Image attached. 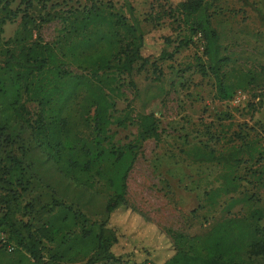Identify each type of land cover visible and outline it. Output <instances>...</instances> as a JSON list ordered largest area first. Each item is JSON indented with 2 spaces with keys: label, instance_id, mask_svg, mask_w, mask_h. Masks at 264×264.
Wrapping results in <instances>:
<instances>
[{
  "label": "trees",
  "instance_id": "16d2710c",
  "mask_svg": "<svg viewBox=\"0 0 264 264\" xmlns=\"http://www.w3.org/2000/svg\"><path fill=\"white\" fill-rule=\"evenodd\" d=\"M13 1L0 0V137L15 124L29 131L47 169L54 172L44 186L47 192H57L59 187L67 192L71 186L91 191L100 183L109 194L102 222L54 196L46 220L33 227L23 219L22 199L31 187L26 169L16 155H0V233L4 236L0 264H95L107 260L263 264L264 227L259 225L263 210L239 215L231 209L255 200V193L244 191L242 181L252 191L264 188V124L256 133L238 126L220 149L206 145L190 149L193 161L213 164L219 170L218 186L205 192L200 207L206 208V214L216 212L218 218L201 225L194 235L163 232L144 222L127 201L129 174L143 143L160 140L158 121L151 113L133 116L130 104L123 111L117 108L124 99L125 77L138 63H148L143 55V31L137 22L99 0L76 6H67L62 0L63 7L54 0H18L11 9ZM213 2L181 0L173 13L189 35L203 40L206 63L201 75L213 77L215 100L226 102L242 88L245 77L231 80L223 71L230 59L222 55L220 35L213 25ZM257 15L264 22V15L259 11ZM17 20L13 36L5 39L4 25ZM50 22H58L60 29L52 42H46L41 28ZM165 44L170 46L172 41L165 38ZM172 55L163 49L157 59H171ZM128 84L135 86L132 81ZM28 105H35V110ZM129 124L136 125V135L121 145L113 127ZM221 199L226 203L221 204ZM113 218L118 225L111 224ZM126 232L130 249L115 254L119 235ZM9 245L12 252L6 250Z\"/></svg>",
  "mask_w": 264,
  "mask_h": 264
},
{
  "label": "rangeland",
  "instance_id": "374dc122",
  "mask_svg": "<svg viewBox=\"0 0 264 264\" xmlns=\"http://www.w3.org/2000/svg\"><path fill=\"white\" fill-rule=\"evenodd\" d=\"M54 1L62 7L65 3L67 6L85 3V0ZM99 1L110 4L131 22H137L144 33L143 55L148 63L142 66L138 63L131 75L125 77L124 99L118 102L117 108L123 111L130 104L133 116L153 114L160 131L159 141L149 139L143 143L129 174L127 201L135 213L142 215L144 222L163 232L194 235L201 225L205 227L218 218L216 212L206 214V208L200 207L204 205L205 192L218 186L219 170L213 164L193 161L190 149L205 145L208 149H220L238 126L256 133L264 124V22L257 15V11L264 15V0H214L212 3L210 12L214 14L213 25L220 35L222 55L230 59L223 71L231 80L239 75L245 77L242 88L226 102L215 100L213 77L209 73L205 77L201 75L206 63L203 40L189 35L173 13L181 0ZM17 4L18 0L13 1L10 8L15 9ZM18 23L19 20L6 23L2 36L12 37ZM59 29L58 22L44 24L42 39L52 42ZM165 38L172 41L170 46L165 44ZM184 42L187 44L183 45ZM163 49L173 52L171 59H157ZM129 81L135 86H130ZM28 107L32 112L35 110V105ZM113 131L115 140L122 145L134 139L137 128L129 124L126 128L113 127ZM7 154L20 158L30 180L31 187L22 199L23 219L33 227H40L46 220L52 211L54 196L94 221L106 219L104 206L109 193L100 183L91 191L72 186L67 192L60 187L57 192L45 190L48 175L54 172L47 169L29 131L18 124L0 137V155ZM241 185L244 191L255 193V200L251 205L237 204L231 212L239 215H248L254 209L264 212V188L252 191L244 181ZM220 203H226V199ZM114 221L111 219L112 225ZM259 225L264 227V218ZM130 245L126 232L122 237L119 235L113 251L115 254L128 251Z\"/></svg>",
  "mask_w": 264,
  "mask_h": 264
},
{
  "label": "built area",
  "instance_id": "2783aa9c",
  "mask_svg": "<svg viewBox=\"0 0 264 264\" xmlns=\"http://www.w3.org/2000/svg\"><path fill=\"white\" fill-rule=\"evenodd\" d=\"M0 240L4 242V236L0 234ZM7 252H12L13 247L11 245L7 246ZM95 264H138L134 261H121V260H107V261H98ZM148 264V263H146Z\"/></svg>",
  "mask_w": 264,
  "mask_h": 264
}]
</instances>
